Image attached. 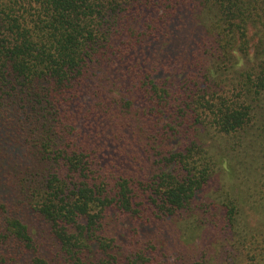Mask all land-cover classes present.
<instances>
[{"label": "trees", "instance_id": "trees-1", "mask_svg": "<svg viewBox=\"0 0 264 264\" xmlns=\"http://www.w3.org/2000/svg\"><path fill=\"white\" fill-rule=\"evenodd\" d=\"M0 264H264V0H0Z\"/></svg>", "mask_w": 264, "mask_h": 264}, {"label": "rangeland", "instance_id": "rangeland-1", "mask_svg": "<svg viewBox=\"0 0 264 264\" xmlns=\"http://www.w3.org/2000/svg\"><path fill=\"white\" fill-rule=\"evenodd\" d=\"M225 164H227L228 165V163L227 162H225ZM228 168V167H227ZM232 172V171H231ZM201 201H203V200H201ZM207 229H208V231H209V233L207 232L205 235H206V240L207 241H209V245H211L213 248H215V227L213 228H209V226L207 227ZM156 233H157V231H156ZM156 233H155V230H152V232L150 231L149 232V234L152 236V237H155V236H157L156 235ZM197 235H199V234H197ZM158 237H159V235H158ZM160 238H161V240H167V238L165 237V236H160ZM165 238V239H164ZM184 241H185V239H184ZM197 245H199L200 243H196ZM189 245V244H188ZM217 247V246H216ZM169 249H170V254H173V255H175V253L179 250V247H177V246H172V248L171 247H169ZM166 263H169L167 260L165 261Z\"/></svg>", "mask_w": 264, "mask_h": 264}]
</instances>
